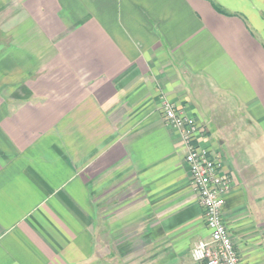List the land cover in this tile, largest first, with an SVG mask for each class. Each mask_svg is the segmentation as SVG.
<instances>
[{
  "label": "crops",
  "instance_id": "1",
  "mask_svg": "<svg viewBox=\"0 0 264 264\" xmlns=\"http://www.w3.org/2000/svg\"><path fill=\"white\" fill-rule=\"evenodd\" d=\"M162 99L219 155L235 248L264 264V0H0V264H201Z\"/></svg>",
  "mask_w": 264,
  "mask_h": 264
},
{
  "label": "built area",
  "instance_id": "2",
  "mask_svg": "<svg viewBox=\"0 0 264 264\" xmlns=\"http://www.w3.org/2000/svg\"><path fill=\"white\" fill-rule=\"evenodd\" d=\"M161 110L164 122L181 135L190 187L198 196L209 232L207 239L192 247V259L201 264H243L223 218L229 178L223 172L219 155L197 144L199 127L195 119L178 112L169 101L161 104Z\"/></svg>",
  "mask_w": 264,
  "mask_h": 264
},
{
  "label": "rangeland",
  "instance_id": "3",
  "mask_svg": "<svg viewBox=\"0 0 264 264\" xmlns=\"http://www.w3.org/2000/svg\"><path fill=\"white\" fill-rule=\"evenodd\" d=\"M165 101H167V99H162L161 100V103H163V102H165ZM160 110H161V107H160ZM162 111V110H161Z\"/></svg>",
  "mask_w": 264,
  "mask_h": 264
}]
</instances>
